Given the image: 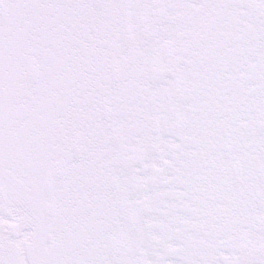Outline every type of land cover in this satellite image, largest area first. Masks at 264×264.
Segmentation results:
<instances>
[{"label":"snow or ice","instance_id":"obj_1","mask_svg":"<svg viewBox=\"0 0 264 264\" xmlns=\"http://www.w3.org/2000/svg\"><path fill=\"white\" fill-rule=\"evenodd\" d=\"M0 264H264V0H0Z\"/></svg>","mask_w":264,"mask_h":264}]
</instances>
